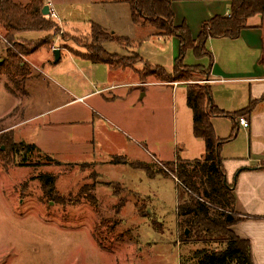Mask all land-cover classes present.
<instances>
[{"label":"rangeland","instance_id":"obj_1","mask_svg":"<svg viewBox=\"0 0 264 264\" xmlns=\"http://www.w3.org/2000/svg\"><path fill=\"white\" fill-rule=\"evenodd\" d=\"M12 1L27 5L32 0ZM38 1L44 7L48 2ZM104 1L114 0L52 1L59 18L67 20V28L45 17L57 29L32 39L15 37V43L35 45L44 40L84 55L92 21L108 34L129 38L123 48L107 43L104 49L126 58L139 55L143 63L134 66L136 72L141 73L147 63L171 73L179 54L178 39L157 35L149 24L130 25L123 12L127 6L101 5ZM6 36L0 26V59L16 49ZM207 49L211 53L208 45ZM183 64L208 68L211 62L189 51ZM52 79L40 77L36 84L25 85L29 97L17 91L21 106L15 118L23 123L14 141L36 144L42 150L34 145L37 149L31 154L21 151L8 166L0 163V264H194L196 251L216 248L182 242L186 230L178 225L177 207L183 188L176 180L164 176L148 180L149 187L134 198L116 184L132 172L144 177L141 171L123 166L126 159L146 160L152 166L155 162L149 157H154L159 167L177 159L186 161L188 144L194 142L187 125L186 86L172 91L149 78L143 87L106 92V99H114L115 116L104 117L93 103L101 96L85 104H69L74 97L67 95V85ZM95 79L83 80L84 85L93 90L98 85ZM195 80L199 85L209 81L200 76ZM6 82L0 78L1 86ZM44 112L48 113L40 115ZM44 175L53 178V189H45ZM107 182L110 188L104 186ZM93 196L95 203L90 200Z\"/></svg>","mask_w":264,"mask_h":264},{"label":"trees","instance_id":"obj_2","mask_svg":"<svg viewBox=\"0 0 264 264\" xmlns=\"http://www.w3.org/2000/svg\"><path fill=\"white\" fill-rule=\"evenodd\" d=\"M121 1L129 6L131 21L134 24H149L158 30L157 35L178 39L179 54L175 59L173 71L167 73L162 67L144 63L143 71L136 72L134 66L138 62L143 63L139 55L126 58L110 54L103 47L105 43H114L123 48V44L129 43V39L108 34L95 23L89 25L87 33L89 44L85 47L86 53L82 57L92 64L107 65L112 70L132 69L141 84H146L149 78H154L158 83H184L186 105L192 112L193 136L202 140L205 145V154L201 159L192 161L177 159L173 163L162 164L155 170H152V166L150 168L138 164L133 166L144 170L152 177L156 175L170 177L183 188L181 202L177 207L178 225L188 231V236L186 232L183 233L182 242L217 245L213 249L196 251L193 254L194 264H252L249 242L239 239L231 231L234 225L242 221V217L236 214L234 185L227 184L220 158L221 146L235 139L237 132L233 128L226 140L216 137L211 118L225 117L229 114L214 106L210 87L199 85L195 79L197 76L205 79L210 77L213 58L207 49L208 40L239 38L241 32L249 27L250 19L255 17L264 19V0H231L228 16H217L205 22L195 40L186 24L175 26L172 0ZM43 7L38 0H32L27 5L16 4L12 0H0V26L7 32L6 39L16 48L15 51H7L6 59L0 62V78L5 77L6 88L9 91H12L11 87L25 95L24 86L31 76L25 58L43 49L52 48L44 40L35 45L15 43V37L23 33H45L53 28L57 29L42 15ZM188 51L198 59L208 57L211 65L208 68L184 65V57ZM245 111L230 116L239 118ZM36 149L34 145L16 143L12 132L0 134V163L5 167L18 152L22 151L27 155ZM48 176L44 175L45 189L46 186L53 189L54 180ZM90 200L92 203L96 201L94 196L90 197Z\"/></svg>","mask_w":264,"mask_h":264},{"label":"crops","instance_id":"obj_3","mask_svg":"<svg viewBox=\"0 0 264 264\" xmlns=\"http://www.w3.org/2000/svg\"><path fill=\"white\" fill-rule=\"evenodd\" d=\"M50 1L55 4L58 3V0ZM108 3L118 8L127 6L123 8V12H125V17L128 15L130 25L149 26L143 23L134 24L131 21L129 6L121 0L104 1L101 5ZM230 3L231 0H172L174 24L175 26L186 24L195 40L200 34L203 23L217 16H228ZM61 19L60 27L65 28L67 20L64 16ZM90 23L94 22L90 21ZM97 25L99 24L97 23ZM248 25L249 27L241 32L238 39L208 40L207 45L213 56V64L207 85L210 87L214 106L229 114L225 117L211 118L216 137L226 140L233 128L237 132L235 139L225 142L220 149V158L227 184L234 185L235 211L239 217H242V221L234 225L231 231L239 239L249 242L252 264H264V19L252 18ZM99 26L106 32L108 31L105 27ZM39 34L41 33L26 32L18 37L32 39ZM118 37L128 38L127 36ZM158 38L160 39V37ZM56 49L60 53L58 62H55L54 56ZM82 55L79 51H68L54 46L50 50L43 49L25 58L31 71V76L25 85L36 84L40 77L48 80H53V77L56 81L67 85L65 89L67 95L74 97L69 104H85V101L101 96L93 103L98 109L97 114L108 116H115L113 115L115 108H113L114 99H106L103 96L106 92L112 93L123 88H135L137 85L143 87L145 85L140 83L132 69L112 70L107 65L92 64L85 60ZM3 60L0 59V62ZM45 69L48 70V73L44 72ZM95 77L98 85L95 88L92 86L93 90H90L84 85V82ZM180 85H184V83L177 85L160 83L159 87L169 86L174 91ZM6 87L7 82L3 86L0 85V110L4 108L0 113V127L2 126L0 134L12 132L15 140L20 125L23 123L16 121L17 117L15 118L21 106V98L17 91L11 87L12 91H9ZM133 92L132 94H134ZM23 96L29 97V91H26ZM127 96H130V92ZM6 102L10 103L9 107H6ZM247 109L249 110L247 111ZM189 111L187 125L191 129L190 134L194 142L190 141L188 144L186 161L199 159L198 153L200 158L204 157L205 154L204 142L193 136V118L190 109ZM241 111H245L241 117H246L250 123L247 130L239 127L238 118L230 116ZM90 112L95 113L92 108ZM45 113L48 112L40 115ZM37 147L42 150L39 146ZM149 158L155 162V165H152V170L160 168L154 157ZM122 163L123 166L129 165L133 170H139L144 174L142 177L132 172L124 182L123 180L121 182L128 184L127 187H123L124 184L116 183L121 188L120 190L127 191L131 195L130 197H140L141 191L149 187L148 180L152 181L162 177L161 175L149 176L144 170L133 166L138 164L150 168L151 164L146 160L142 162L136 159H126ZM120 166L122 165L120 164ZM97 174L100 177V174ZM105 184L104 186L110 188L109 182Z\"/></svg>","mask_w":264,"mask_h":264},{"label":"built area","instance_id":"obj_4","mask_svg":"<svg viewBox=\"0 0 264 264\" xmlns=\"http://www.w3.org/2000/svg\"><path fill=\"white\" fill-rule=\"evenodd\" d=\"M46 6L49 9L47 18L51 19V20H54V21H58L57 24H59V26H60L61 25V21H60V18L58 16L57 12H56V9H55V6H54L53 2L49 0L46 3ZM238 125L242 129L247 130V129H249L250 123H249V120L246 117H239L238 118Z\"/></svg>","mask_w":264,"mask_h":264},{"label":"water","instance_id":"obj_5","mask_svg":"<svg viewBox=\"0 0 264 264\" xmlns=\"http://www.w3.org/2000/svg\"><path fill=\"white\" fill-rule=\"evenodd\" d=\"M48 12H49V9L47 6L43 7L42 9V15L44 17H47L48 16ZM54 56H55V62H58L59 61V58H60V53H59V50L56 49L54 50ZM186 236H188V231L186 230Z\"/></svg>","mask_w":264,"mask_h":264}]
</instances>
